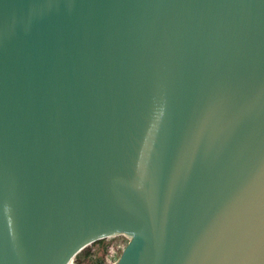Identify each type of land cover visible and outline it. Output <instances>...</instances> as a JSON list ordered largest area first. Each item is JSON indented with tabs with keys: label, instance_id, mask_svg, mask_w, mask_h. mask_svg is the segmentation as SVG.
<instances>
[{
	"label": "water",
	"instance_id": "1",
	"mask_svg": "<svg viewBox=\"0 0 264 264\" xmlns=\"http://www.w3.org/2000/svg\"><path fill=\"white\" fill-rule=\"evenodd\" d=\"M264 264V0H0V264Z\"/></svg>",
	"mask_w": 264,
	"mask_h": 264
},
{
	"label": "rangeland",
	"instance_id": "2",
	"mask_svg": "<svg viewBox=\"0 0 264 264\" xmlns=\"http://www.w3.org/2000/svg\"><path fill=\"white\" fill-rule=\"evenodd\" d=\"M127 241L124 234L100 238L74 264H110L118 258Z\"/></svg>",
	"mask_w": 264,
	"mask_h": 264
}]
</instances>
